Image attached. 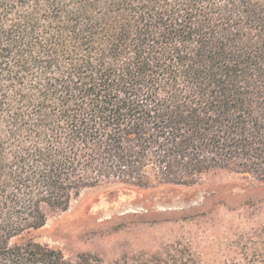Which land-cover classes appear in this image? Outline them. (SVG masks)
Returning a JSON list of instances; mask_svg holds the SVG:
<instances>
[{
	"label": "trees",
	"instance_id": "obj_1",
	"mask_svg": "<svg viewBox=\"0 0 264 264\" xmlns=\"http://www.w3.org/2000/svg\"><path fill=\"white\" fill-rule=\"evenodd\" d=\"M149 161L264 183V0H0V264H101L28 235L87 188L146 187Z\"/></svg>",
	"mask_w": 264,
	"mask_h": 264
},
{
	"label": "rangeland",
	"instance_id": "obj_2",
	"mask_svg": "<svg viewBox=\"0 0 264 264\" xmlns=\"http://www.w3.org/2000/svg\"><path fill=\"white\" fill-rule=\"evenodd\" d=\"M143 175L146 187L114 179L81 191L67 211L47 208L46 224L28 236L71 263L83 254L101 264H157L184 254L198 264H264V183L254 175L219 167L176 186L162 183L151 161ZM121 188L139 194L121 201L113 193Z\"/></svg>",
	"mask_w": 264,
	"mask_h": 264
}]
</instances>
